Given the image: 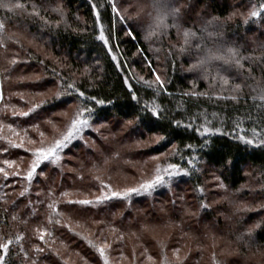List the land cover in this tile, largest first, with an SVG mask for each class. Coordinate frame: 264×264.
Instances as JSON below:
<instances>
[{
  "label": "trees",
  "instance_id": "1",
  "mask_svg": "<svg viewBox=\"0 0 264 264\" xmlns=\"http://www.w3.org/2000/svg\"><path fill=\"white\" fill-rule=\"evenodd\" d=\"M32 2L37 4L42 14L52 20L61 19L53 9L62 6L71 27H65L63 24L60 28L44 26L38 19L26 17L9 23L6 30L7 34H15V38L19 39L20 43H16L13 39L7 41V50L0 48V81H2L5 94L3 103L15 104L26 110L28 107L26 100H21L16 93H24L26 99L28 93L46 92L53 87H55L53 92L55 93L58 90L56 86L57 77L52 70L56 69L57 73L65 76L74 72L75 76L72 78L76 79L77 83L82 85L88 94L96 95L99 99L105 100L104 105H95L97 115L93 121L94 124L119 123L123 120L133 119L136 115H141L140 126L144 128L145 132L148 129H152L154 132L162 131L170 141L166 147L164 145H152L142 149L143 152L159 155L162 151H169L171 143H175L183 150L185 158H188L190 150L184 146L192 144L194 149L191 150V155L200 157L198 163L200 170L198 172H193L189 176L182 175L174 178L171 189L159 190L154 195L158 198L168 199V191L176 190L179 185L190 188L198 204L191 219L198 228L184 223L185 219L178 209L185 200L181 192V195L176 196L175 199L169 198L166 202L175 201L169 210L171 221L175 223L181 235L172 241V246L162 243L161 246L164 250L158 255L154 249H150L152 247L150 242H141L143 245L142 253L146 255L141 264H153V262L165 264V256L168 255L169 249L173 251L172 257L174 259L172 260L167 256L168 264H215L213 254H215L216 260L220 261V264H233V259L225 260L216 251L211 252L207 258L205 257L203 237L207 234L200 228L202 227L203 216L210 217L214 223L218 224L224 219L222 216L227 214L225 206L223 212L214 216L216 205H213V200L209 198L213 194L211 191L216 190V193L221 195L225 189L218 186L209 187L208 183L212 181L209 177L210 174L214 176L213 179L216 176L221 177L227 186L226 190L231 192L223 204L228 205L237 201L241 203L243 202L241 197L243 194L246 195L245 198L250 197L249 205L243 204L229 215L227 233H234L239 237L251 229L252 235L240 239V250L254 248L264 250V147L246 145L235 139L234 123L236 120L242 119L244 121L243 127L249 128L254 126V121L258 123L259 119L264 117V107H261L264 105V101L252 100L253 96H259L260 90L264 89V20H250L245 24L241 15L236 17L233 15L238 10L246 14L253 5L259 6L260 3H264V0H149L151 9L145 15L127 14V7L132 3H129L128 0H116L117 6L121 9V14L125 16L124 21L112 14L105 0H32ZM94 2L104 5L101 8L100 21L95 18V10L92 7ZM3 15L5 13L0 10V16ZM100 23L105 26L106 34L109 35L110 43L113 46V52L117 54L120 61L119 64L111 59V53L107 51V46L96 38ZM13 27L14 29H12ZM73 29L81 30L74 31ZM128 30L134 33V37L129 34ZM185 31L195 32V35L186 39ZM149 32L154 33L152 38L150 40L144 39ZM28 38L34 44L44 47L51 54L43 53L29 45ZM230 48H237L239 49L238 55L248 57L243 62L244 67L235 63L232 54L229 52ZM156 49L159 51H155ZM13 59L18 61L16 65L10 63ZM147 61H151V65ZM86 67L92 69L90 79L81 75ZM22 71L26 74L38 73L39 79H22L24 75H17ZM156 74L165 79L166 87L173 95L161 93L157 98L153 96V91L143 85L142 82L137 83L139 76H144L145 79H154ZM126 77L128 78L127 83L125 82ZM224 80H228L229 83L224 84ZM128 83L133 85V89L136 90L141 102L132 99ZM237 83L241 84L240 89H235ZM189 91L207 92L208 96L188 97L183 95ZM233 95L237 96V101L222 99L224 96ZM46 98L53 100V94L47 95ZM153 99H156L162 108L168 111L169 119L186 118L190 113L206 112L209 119L212 120V124L222 128L226 134L201 136L199 132L191 129L177 128L169 120L156 121L150 113L142 114L143 104L145 102L151 103ZM3 103H0V109H2ZM59 104V101L53 100V103L46 105L47 115L37 122L41 123L54 113L59 112L60 109L57 107ZM71 106L74 107L68 113L70 118L75 110V105ZM64 107L67 109L69 106L65 105ZM213 112L218 113V117L213 118L211 116ZM68 117H61L54 121L57 123L63 122L64 119L68 121L70 119ZM2 119L5 122L18 120L27 126V122L32 117L13 118L6 115ZM221 120H223L222 124ZM67 121H64L65 125L62 123L64 125L62 131H64ZM196 123H202V120H197ZM41 129L47 132V137H50L49 141L57 136L50 135L51 133L43 125H41ZM130 134H132L129 135L131 137H137L135 125L131 126ZM30 135L36 137L37 134L30 132ZM85 135L88 137L87 146L78 141L67 150L64 161L67 166L70 163L68 156H75L76 151L84 155V158L81 159L84 165L92 162L93 165L100 166L105 161V156L109 154L105 147L108 140L102 138L101 135H96V132H86ZM205 139L209 140L207 146H203ZM94 143L102 147L104 154L101 155L103 156L99 157L98 154H95L92 147ZM11 152L12 158H16L17 155L29 156L22 149H13ZM111 156L114 160H118L121 154L115 152ZM124 157L127 159V153L124 154ZM147 157L150 159L149 156ZM130 158L131 156L128 159ZM170 159L173 162L179 161L178 157H170ZM28 163L29 161L25 159L22 167L27 168ZM158 163L163 164L164 160L162 159ZM148 165L149 160L144 161L140 167L146 168ZM84 168L79 167L69 179L65 171L61 176L56 168H52L48 175L52 177L55 174L53 186L57 194L64 190L70 192L79 190L88 193L89 188L95 191V185L98 182L92 179L85 183ZM107 171V177L111 180L110 171ZM127 173L132 174L131 172ZM78 174L83 175L84 179H78ZM75 184L79 186L74 187ZM201 186L206 189L203 197L198 191ZM20 187L21 185L17 184L15 190L10 187L0 191V196H3L4 192L9 194L7 197L9 204L0 205V211L3 207H7L11 213L15 208L11 201L15 200L17 204L21 205L16 211L21 217L27 218L26 214L29 212V208L26 207L27 200L18 195ZM39 188H44L45 192L47 191L44 184H41ZM38 190L34 187L32 191L35 193ZM86 196L92 198L89 195ZM181 196L184 197L183 200L180 199ZM151 197L153 198V196ZM151 197L141 196L134 199L131 205L146 204ZM75 198L78 197L74 193L69 197V199ZM31 199L33 201L44 199V196L36 197L33 195ZM202 199H205L210 205L209 208L201 209ZM127 206L128 204L124 201L110 202L99 208L90 209L88 212L86 217L93 216L94 220L92 221L105 224L106 228L104 229H118L117 232L111 230V235H104L101 233L103 228H96L93 237L90 235L92 234V227L78 219L73 221L82 223L84 227L80 228L82 229L80 232L89 238L96 239L97 242H100L101 234L107 238L108 242L115 241L113 243V256L121 258L122 252L123 257H126V259H122V264H133L134 262H130V256L133 255V261H136L139 252L132 250L127 252L124 230L116 224L115 226L106 224L113 221L116 210H123L122 216L125 218L129 209ZM37 207L39 209L38 214L29 219L26 226L17 225L9 219V223L13 224L11 231H23L25 233L24 246L29 251V255L33 257L36 256L34 252L36 244L46 247L43 241L38 240L34 234V229L40 226L50 227L46 220V207L44 205ZM66 207L69 206L60 205L62 210ZM191 231H194V234L200 238V244L193 255L188 251L182 253L181 248L175 245L181 243L180 238ZM120 235H123L122 241L117 239ZM54 237L56 239L52 247L59 250L63 259L47 252L46 247V254H41L38 257L39 264H48L49 261L51 264H64L67 257L64 254L65 251H76L89 264H102L98 253L88 245L87 241L74 235L68 228L56 227ZM120 249L121 251L117 252ZM177 250H179L181 258L179 261L176 260ZM148 256H151L153 260L149 261ZM68 259L71 260V258Z\"/></svg>",
  "mask_w": 264,
  "mask_h": 264
},
{
  "label": "snow or ice",
  "instance_id": "2",
  "mask_svg": "<svg viewBox=\"0 0 264 264\" xmlns=\"http://www.w3.org/2000/svg\"><path fill=\"white\" fill-rule=\"evenodd\" d=\"M105 3L110 7L111 12L119 20L124 21L125 16L121 14V9L117 6L116 0H105ZM93 9L95 10V18L97 21L101 20V8L104 7L102 4L93 3ZM0 10H3L5 15L0 16V48L7 50V41L15 39L16 43H20L19 39L15 38V34L8 35L7 27L10 22H14L19 18L26 17L31 19H38L44 26L60 28L61 24L65 27H71L67 21V14L63 7H57L53 11L57 12L61 19L52 20L46 15L42 14L40 8L32 2V0H0ZM264 3H260L259 6L253 5L251 9L246 13H241L243 22L247 24L250 20L262 19L264 20ZM235 15V13H233ZM210 23H213L210 21ZM74 31H80L81 29H73ZM130 35L134 33L128 30ZM154 35L153 32H149L144 39L150 40ZM195 32L185 31L186 39L194 36ZM103 45L107 46V51L111 53V59L117 64L120 63L118 56L113 52V46L110 43L109 35L106 34V29L103 23H100L99 33L96 37ZM143 51L142 49L140 50ZM155 51H159L156 49ZM229 52L232 54L235 63L244 67V61L248 59L247 56L238 55L239 49L230 48ZM146 59V58H145ZM151 65V61H147ZM12 65H16L18 61L16 59L11 60ZM43 63V61H41ZM53 74L56 75V86L57 91L53 93V100L59 101L60 104L57 107L60 109L58 114L62 117H68V111L64 107L65 105H75L71 118L64 131L59 132L51 141L47 139V134L41 129V123L37 122L47 115L46 105L53 103V100L47 99L46 92H32L26 95L24 93H16L21 100H26L28 107H18L15 104L3 103L5 101V94L3 91V84L0 81V103H3L2 109H0V191L7 188H13L17 184H20L18 195L21 198L27 200L26 207L29 208V212L26 214L27 218L21 217L16 209L20 208L21 205L17 204L15 200L11 203L15 205V208L10 213L7 207H3L0 211V264H39L38 257L41 254L47 252L52 253L56 257H61V253L56 248L52 247L55 243L54 230L56 227H66L74 235L82 237L87 241L88 245L98 253L103 264H122L123 253L121 252V258L113 259L111 252L113 251V242H108L106 237L101 234L100 242L90 239L83 232L77 231V229L84 227V225L78 221H73V217H86L90 209L99 208L102 205H106L110 202L124 201L129 206L132 204V198L134 196H145L152 195L153 192L159 188H172L173 179L180 176H189L193 172H198V163L200 160L199 156H192L191 150L194 149L192 144H187L184 147L189 151L188 158H185L183 150L175 143H171V149L169 151H162L159 155L151 153H144L143 155L149 156L153 161L164 160L163 164L157 163L154 168V174L146 180H141L137 185L131 187H125L123 189H117L111 183H106L99 175L94 177L97 181L95 185V191L89 188L88 194L92 198L85 196L84 198L69 199L73 195L72 192L64 190L57 194L53 174L52 177L48 175L52 168H56L60 175L63 176L64 169L67 165L64 163L66 159L67 150L70 149L76 142H83L86 146L88 145V137L86 132L99 133L100 129L105 127L104 123L94 124L93 121L96 118L95 105H104L105 100L99 99L96 95H90L77 83L76 79L72 77L75 73H71L68 76L57 73L56 69H53ZM102 71V69H101ZM92 69L86 67L83 69L81 75L91 78ZM155 72V69H153ZM30 77H22V79H29ZM39 79V77H35ZM127 77L125 82L127 83ZM143 83L148 89L153 91L154 97H159L161 93H165L169 96L173 95L169 92L166 87V81L159 74H156L154 79H145L144 76H139L137 83ZM224 84H228V80L223 81ZM93 86H95L93 84ZM241 84H235V89H240ZM128 89L131 93L132 99L138 102L140 97L137 95L136 90L133 89V85L128 83ZM188 97H202L208 96L207 92H196L189 91L183 93ZM10 99V97H9ZM224 100L237 101V96H224ZM264 101V89L260 90L259 96H253L252 100ZM261 107H264L262 105ZM44 109V111H41ZM141 113H150L156 121L169 120L177 128H183L185 130L191 129L195 132H199L201 136H212L216 134H226L222 128L215 127L212 124V120L209 119V115L206 112L200 114L190 113L186 118H172L169 119L168 111L162 108V105L153 99L151 103L145 102ZM10 115L13 118H28L32 117L27 122V126L20 121L5 122L2 117ZM218 113L213 112L211 116L213 118L218 117ZM142 116L136 115L133 119H128L125 122V126L135 125V135L141 137L137 139V147H150L154 143L155 145L167 146L170 143L169 138L163 134L162 131L154 132L152 129H148L145 132L144 128L140 126ZM197 120H202V123H196ZM43 122L52 127L54 131H57L56 122L51 119H45ZM223 120H221V124ZM235 139L242 141L246 145H252L255 147H264V117L259 119V122H253L254 126L249 128L243 127L244 121L238 119L235 122ZM30 132H35L37 135L33 137ZM250 133V134H249ZM143 137H149V139H143ZM209 140H204V145L207 146ZM13 149H22L28 153L29 156L22 157L17 155L16 158H12ZM159 151V150H158ZM170 157H178V162L171 161ZM27 159L29 161L27 168H23V162ZM110 161L105 159L104 164H109ZM231 163V161H229ZM94 172L101 171V168L97 165H93ZM75 171V169H71ZM19 178V179H16ZM78 179L83 180L84 177L78 174ZM215 180L219 182L218 187L226 190V185L221 180V177L216 176ZM41 184L45 185L47 191L44 188H39ZM36 187L39 190L33 193V188ZM202 197L204 196L206 189L201 186L198 188ZM8 193L4 192L3 196H0V205L9 204ZM44 196V199H36L33 201L31 197ZM184 199L183 196L180 197ZM175 203V201H173ZM61 204H66L69 207L60 208ZM38 205H44L47 209L46 220L50 227H36L34 234L37 236L39 241H43L46 247H41L39 244L34 246L35 257L29 255V251L24 246L25 233L23 231H11L13 224L9 223V219L17 225L26 226L29 219L35 217L38 214ZM75 206V207H72ZM210 205L205 201L201 200V209L209 208ZM96 223H100L97 221ZM259 227V225H257ZM113 232H117L118 229L113 228ZM252 235L251 229L246 233H242L238 239H243L245 236ZM47 238V239H46ZM118 240H123V235L117 237ZM78 255V254H77ZM147 259L152 261L153 258L148 256ZM179 250L176 253V260L179 261ZM213 260L215 264H220V261L216 260L215 254H213ZM48 264H51L49 261ZM64 264H68L64 261ZM84 264H89L87 260H84ZM155 264V262H153ZM165 264H168V258L165 256Z\"/></svg>",
  "mask_w": 264,
  "mask_h": 264
},
{
  "label": "rangeland",
  "instance_id": "3",
  "mask_svg": "<svg viewBox=\"0 0 264 264\" xmlns=\"http://www.w3.org/2000/svg\"><path fill=\"white\" fill-rule=\"evenodd\" d=\"M130 4L127 7V14L131 13H138L140 15H145L147 11L150 8V5L148 3L149 0H128ZM243 13L241 10H238L235 12V17L241 15ZM14 29V27L12 28ZM14 33V32H13ZM28 44L31 45L34 48H37V50L41 52H46L48 54H51V52H48L44 47L40 45H36L33 43V41L28 38ZM24 71L20 72V74H17L19 76L24 75V77H30L29 79H34L35 77H39L38 73H29L26 74ZM55 91V87L50 88L49 91H46L47 95H52ZM74 106H69L66 110L71 112L72 108ZM58 113V112H57ZM62 116L58 114H53L48 118H51L53 120L60 119ZM70 118V117H68ZM64 121H67L64 119ZM56 122L57 125V131H54L51 126L45 124L41 121V125H43L50 135L55 136L58 135L59 132L62 131L63 126L65 125V122ZM68 122V121H67ZM126 120H123L119 123H112L107 122L104 123L105 127L100 129L99 133H96V135H101L102 138H105L108 140L105 147L107 148V151H109V154L105 156V159H108L110 161L109 164L105 165L104 161L99 166L101 168V171L99 172H92L93 163L91 162L88 165H84L81 159L84 158V155L76 151L74 153L75 156H68L69 159V165L65 168V174L67 178L69 179L71 176H73L77 169L79 167H85V183L90 182V180H94V177L96 175H99L106 183H111L114 187L117 189H123L125 187H131L137 185L141 180L149 179L154 174V168L158 161H153L151 159H148L147 156L143 155L146 152H143L142 149H146L147 147H137L136 141L137 139H141V137H131L130 134V128L131 126H125ZM64 125H63V124ZM47 133V132H46ZM49 135V134H48ZM51 136V137H52ZM50 137H47L49 139ZM143 139H149V137H143ZM152 145H155L154 143ZM95 154H98V156H103L101 154H104V151L102 150V147L94 143L92 145ZM119 152L121 154V157L118 160H114L111 156L113 153ZM127 153V159L124 157V154ZM131 156L130 159H128ZM102 158V157H101ZM149 160V165L146 168L140 167L141 164L144 161ZM84 165V166H83ZM138 167V168H136ZM71 169H75V171H71ZM113 169V172H112ZM107 170H109V174L111 175V180L109 177H107ZM127 172H131L132 174H128ZM212 181L208 183L209 187L218 186V182L213 179L214 176L210 174L209 176ZM95 181V180H94ZM79 185L75 184L74 187H77ZM167 189V188H159L153 192L151 196L153 198H149L146 204H133L128 205L129 207L128 214L125 216V218L122 216L123 210H116V215L113 217V221L106 223V224H113V226L118 225L120 228H122L125 232L126 236V246L125 249L127 252L130 250L139 252L136 256V261H133V255L130 256V262H134L133 264H141L144 259L146 258V255L142 253L143 245L141 242H150L152 244L151 250H155L156 254L158 255L161 251H163V245L162 243L169 244L170 246L173 245L172 241L174 239H177L181 233L177 230L176 225L173 221H171V213L169 212L171 205L173 204V200L169 202H166L169 198L175 199L178 195H183L185 197V200H183L182 205L178 207L180 210V214L182 215L183 219H185L184 223L191 226V227H197L193 223V220L191 219L194 216V212L197 209V202L193 197V193L190 191V188L178 186V188L172 192L168 191L167 198L163 199L161 197L154 196L157 194L159 190ZM181 192V194H180ZM213 194L210 195V199L213 200V205H216L214 210V216L217 214H220L223 212V208L226 206L227 214L222 216L224 219L219 222L218 224L214 223L210 217L203 216L202 218V228L203 231L207 234L205 237H203L204 240V252L205 257L207 258L208 255L216 251L219 253V256L223 257L225 260L233 259V264H264V250L257 248V249H247L244 251H241L239 248V241L236 234H228L227 233V223H229V215L231 212L235 211L237 208H239L243 204L249 205L250 197L246 195H241L243 198V202L240 203V201H237L236 203L232 204H223L225 199L231 194L229 190H224L222 192L223 194L219 195L216 193V190L211 191ZM76 197L81 198L86 195H89L86 192L79 191V190H73V192ZM148 196V195H145ZM141 196H134L132 198L133 200L136 198H140ZM144 197V196H143ZM245 198V199H244ZM153 200V202H152ZM255 204V203H254ZM146 213V214H145ZM120 215V216H119ZM130 215V216H129ZM124 218L123 220L121 218ZM130 217V218H129ZM73 220H80L83 223H86L87 226L92 227V235L94 233V229L96 228H106L105 224L96 223L92 220L93 216L91 217H73ZM137 219V221H136ZM111 228V227H110ZM82 229H77V231H81ZM112 229H104L101 231L104 235H111ZM194 231L189 232L187 235L184 234L180 239L182 240L181 243L175 244L177 247L181 248V252L187 253V251L193 255L197 251V246L200 244V238L194 234ZM93 240H96L94 238H90ZM97 241V240H96ZM118 250L117 252H120ZM131 252V251H130ZM64 254H66V261L68 264H84L83 258L80 257L79 253L76 251H65ZM78 254V255H77ZM167 256L170 259H174L173 251L169 249L167 251ZM111 257L115 260L116 257L113 256V253L111 252ZM99 256V255H98ZM68 258H71L69 260ZM120 258V257H119ZM192 258V257H191ZM100 259V257H99ZM101 260V259H100ZM102 261V260H101ZM136 262V263H135ZM103 264V262H102ZM129 264V263H128ZM131 264V263H130ZM158 264V263H157Z\"/></svg>",
  "mask_w": 264,
  "mask_h": 264
}]
</instances>
